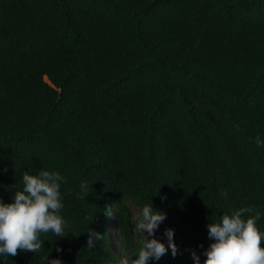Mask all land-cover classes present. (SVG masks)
<instances>
[{
  "label": "trees",
  "instance_id": "16d2710c",
  "mask_svg": "<svg viewBox=\"0 0 264 264\" xmlns=\"http://www.w3.org/2000/svg\"><path fill=\"white\" fill-rule=\"evenodd\" d=\"M257 136L264 0H0V200L25 171L67 181L65 236L0 264H110L135 251L132 210L150 202L166 213L153 238L167 247L173 229L177 254L148 264H193L206 225L241 207L264 231Z\"/></svg>",
  "mask_w": 264,
  "mask_h": 264
},
{
  "label": "clouds",
  "instance_id": "9594fccd",
  "mask_svg": "<svg viewBox=\"0 0 264 264\" xmlns=\"http://www.w3.org/2000/svg\"><path fill=\"white\" fill-rule=\"evenodd\" d=\"M257 147H264V140L255 138ZM66 178L58 171L38 170L36 174L25 171L22 175L21 187L15 191L10 203L0 200V257L8 259L15 256L17 250L38 253L43 247L41 234L52 233L64 237L67 222L61 214L64 207L60 191L61 183ZM87 181H81L77 198L89 191ZM221 196L227 192L221 190ZM245 214H248L247 216ZM262 213L254 206L241 207L230 214L219 216L218 222L206 225L207 236L211 243L200 255L205 259L201 262L200 255L194 250L190 252L193 264H264V231L257 227V221ZM166 219V213L154 209L152 203L140 207L139 218L134 224V230L140 234L135 251L121 255L110 264H148L158 261L167 252L174 257L177 247L173 242L174 230H164L165 243L153 238L159 225ZM132 227V228H133ZM87 247L97 244L102 235L87 228ZM57 252L61 249L57 248ZM134 257V258H133ZM46 264H62L59 257H44Z\"/></svg>",
  "mask_w": 264,
  "mask_h": 264
},
{
  "label": "rangeland",
  "instance_id": "374dc122",
  "mask_svg": "<svg viewBox=\"0 0 264 264\" xmlns=\"http://www.w3.org/2000/svg\"><path fill=\"white\" fill-rule=\"evenodd\" d=\"M132 213H133L134 221L136 222V220L139 218V215H138V213H137L135 210H132ZM108 222H109V223L111 224V226H112V218H111V217H109ZM113 239H114V238H113Z\"/></svg>",
  "mask_w": 264,
  "mask_h": 264
}]
</instances>
